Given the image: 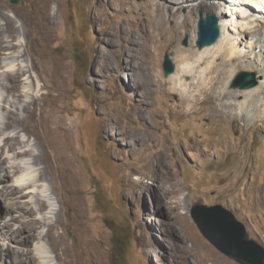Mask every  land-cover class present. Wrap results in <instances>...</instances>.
Returning <instances> with one entry per match:
<instances>
[{
    "label": "rangeland",
    "instance_id": "obj_1",
    "mask_svg": "<svg viewBox=\"0 0 264 264\" xmlns=\"http://www.w3.org/2000/svg\"><path fill=\"white\" fill-rule=\"evenodd\" d=\"M45 1L0 0L2 10L20 31L15 41L18 48L5 51L0 60L1 162L4 176L10 178L8 183L0 184V189L38 180L40 167L31 164V157L18 158L6 144L9 138H19L23 145L17 151L39 152L35 136L8 128L9 112H18L34 96L50 116H63L73 129L66 150L74 162V182L71 187L61 188L67 210L62 217L65 224L56 233L63 234L72 245L80 244L79 264H213L199 251L192 231L179 215L187 217L199 239L217 256L230 264H242L221 253L202 235L191 214L198 203L223 205L246 226L250 239L264 247V207L260 206L264 192V113L260 114L264 110L263 97L249 107L245 118L233 122L208 113L221 103L213 94L204 104L206 110L198 108L193 115L191 103L172 89L164 72L167 53L177 68L176 49L192 47L200 12L206 17L217 16L199 8L198 3L170 9L161 0L149 2L152 14L157 12V2L165 8L160 12L164 28L151 44L155 53L149 56L139 47L128 54L124 49L126 32L141 43L146 40L143 31L147 15L144 9H136L143 0H50L46 11L50 26L43 27L40 9ZM230 4L222 8L227 36L233 39L232 44L244 47L237 53L243 59L248 56L246 62H257L255 69L236 73L228 85L230 90L244 92L245 74L254 76V88L264 82L260 66L264 51L257 49L252 54L255 46L241 35V29L247 28L239 17L242 5L229 7ZM169 11L178 12L175 21H170ZM186 16L189 20L184 28L180 23ZM4 24L2 21L0 26ZM186 39L188 45L184 44ZM28 44L39 68L23 77L20 91L13 94L5 87V79L31 65ZM132 55H138L136 62L144 65L148 78L143 79L123 62ZM56 71L63 75L62 83ZM185 81L193 82L194 77L186 76ZM148 85L153 89L150 97H146ZM244 100L241 96L236 102ZM142 110L147 118L141 117ZM147 122L153 128L143 146L137 135L145 134ZM51 126L56 128L57 124L52 121ZM30 128L41 132L34 123ZM160 151L168 157L172 177L169 182L164 177L166 171L153 164ZM17 166L22 167L19 172ZM52 179L49 173L50 181L38 183L28 198L26 190L18 194L19 206L30 207L32 202L36 207L39 195L48 201L49 208L38 214L43 220L42 238L28 246L9 239L28 221L22 209L16 207L4 220L12 224V230L0 234V248L5 250L11 244L13 250L11 254L4 252L0 264H20L18 259L34 262L33 258L36 264H69L64 252L59 257L43 238L57 222L56 213L61 208L53 193ZM173 183H179L184 192L169 195ZM0 203L3 206L5 200ZM76 221L82 224L84 234L75 229Z\"/></svg>",
    "mask_w": 264,
    "mask_h": 264
},
{
    "label": "bare ground",
    "instance_id": "obj_2",
    "mask_svg": "<svg viewBox=\"0 0 264 264\" xmlns=\"http://www.w3.org/2000/svg\"><path fill=\"white\" fill-rule=\"evenodd\" d=\"M151 1L155 0H143V4L136 5V9H144L145 14L147 15L144 23L145 28L143 31L146 40L144 43H141L135 35L131 34L130 32H126L124 39L128 40L127 45L124 46V49L125 53L127 54L135 53L136 47L141 48L143 53L148 54L149 56H152L155 53V51H153L151 48V44L155 42L157 35L164 28V19L160 14V12L162 13V11L165 9L162 2L168 4V8L170 9L173 7L179 8L198 3L199 8H204L209 12V14L216 15L219 19L221 37L215 43V45L198 49L196 45L198 40V31L195 28L192 37V47L189 49H176L175 59L177 63V70L175 74L168 76L169 83L172 85V89L177 90L185 95L187 102L191 103L189 104V110L192 114L198 108L206 110L204 104L211 94L215 95L221 103L218 104V106L212 107L208 113L229 118L230 122L236 121L239 118H245V113L249 107L256 103L258 98L262 99L263 97L261 100L263 102L264 82L261 83L260 87L247 88V90L244 92L233 91L228 88V85L230 84L233 77H235L236 73L238 74L239 71L250 70L251 68H254V65L257 64V62H246L245 59L248 56L243 59L241 55L237 53V51L240 53L239 50H242L244 47L241 49V46H238L235 43L232 44L233 39H230L229 36H227V25L226 20L224 19L225 13L222 12V8H224V5L228 2H232L229 7L239 5L244 6H240V12L242 13L239 15V17H241L246 22L242 23V25H246L247 28L246 30L241 29V32H243L241 35L245 37L246 40L250 41V44L255 46V49L252 50V54H255L257 49H260V52L264 51V0H161L162 2H157L155 4L157 7V12L155 14L150 12L151 6L149 2ZM49 4L50 0H46L40 9V12L42 11L44 16V21L41 22V26L43 27L50 26V17L46 14ZM1 5L0 23L4 21L5 24L4 26H0V60L5 51H11V49L18 48V45L15 44V41L18 39V35L20 33L19 29L15 25V22L2 10L3 6ZM195 9L196 8H193V10ZM235 11L237 10L235 9ZM177 14L178 12L174 13L169 11L171 22L175 21ZM188 20L189 17L186 16L184 21L180 23L181 27L187 28ZM172 29L174 30V27H172ZM26 35L29 36V33H26ZM7 38L11 39V41L6 40ZM9 41L11 44H7ZM240 45H243L242 42ZM27 54H29L31 57V65L28 66V68H20L15 74L10 73L5 79L7 83H4V85L10 93L16 94L19 92L23 84V77L28 76L32 73V71L38 70L39 68L38 59L34 54L31 53L29 44L27 45ZM136 60L139 61L138 55H132L131 58L127 57V59L123 62H125L127 64L126 66H129L133 72L137 74L139 72L143 79L148 78L147 71L144 69V65L141 62H136ZM260 66L263 67L262 77L264 78V60L262 63H260ZM55 75L57 80L62 83L63 75L58 71H56ZM186 76L194 77V81H185ZM145 89L147 91L146 97H150L153 94V89L150 87V85H148V88ZM241 96H244L245 100L242 103H237L236 101H238ZM39 101V98L33 96V99L30 103L22 105L21 109L18 108V112L10 111L8 114V128H15L16 130L22 129L35 136L38 140L36 147L39 149V152H36L32 149L17 151V147L23 145L19 138H9L7 139L6 144L9 146L11 151L16 152L18 158L31 157V164L34 167L40 168L38 180L28 181L22 186H6L4 189H0V200H5V204L3 206L0 203V234H7L12 230V224L5 223L4 220L9 215H11L17 207V209H22L21 211L24 214V217L28 218V221L25 222V225L19 232L14 231L12 235L15 236L10 235L9 239H11V241H16L23 246H28L33 244L36 240L42 238L40 230L43 227V220L38 218V214L49 208L48 201L42 199V196L39 195L36 201L37 206L35 207L32 202H29L30 207H27L19 206L20 201L17 200L19 198L18 194L23 193L26 190L28 191L26 193V197L28 198L31 194H33L32 190L38 186V183L42 181H50L49 173H51L53 176V193L57 195L58 200L61 203V208L56 213L58 217L57 222L50 226L48 233L44 235L43 238L50 243L51 247L59 257H62L61 251H63L69 259V264H79L80 254L78 253L77 247H79L80 244L78 243L77 246L72 245L68 243L66 237L63 234L56 233V230L65 224L62 217L63 214H65V210H67L66 201L64 198H61V188L71 187L74 182V162L66 150L68 148V144L71 141L73 129L66 124L63 116L56 114L50 116L45 108L39 105ZM20 110H22L21 113L19 112ZM260 112V114H262L264 113V110H260ZM144 114L145 111L142 110L141 117H146ZM126 116H128V114H126ZM260 117L261 116L259 115L257 118L260 119ZM52 121L57 124L56 128L51 126ZM248 121H250V118ZM31 123H34L35 126L40 127L41 132H33L30 128ZM152 128L153 126L147 122V130L145 131V134L137 135L138 141L143 146L147 144L149 136L148 133ZM42 146L45 149L44 152L42 151ZM3 152L4 148L0 147V162L2 161L1 156ZM159 155L160 156L153 164L156 168L166 171L164 177L166 181L169 182L172 180V177L168 169V157L163 151H160ZM2 164L3 163L1 162L0 184H6L9 182L10 178H6V176H4L6 174L3 173L4 166ZM42 165L45 166L42 167ZM21 168V166H17L16 170L19 172ZM56 180L59 181L61 186L57 184ZM172 185L173 190L168 191L169 195L175 193L182 194V192H184L179 183H173ZM260 200V206L264 207V192L262 199ZM72 207L76 214L77 209L74 203H72ZM177 209H179V207H177ZM184 214L188 215L189 212L187 211ZM179 216L192 231L191 234L196 239L195 244H197L200 252L205 253V258L207 261H210L213 264H230L228 261L217 256V254L211 248L206 246L207 244L199 239L197 233L194 231L192 225L188 222L186 216ZM13 220H16V218H13ZM75 229L81 234L85 233L84 228H82V224L77 221ZM12 250L13 248L11 244L7 247V249L5 248V250L0 248V258H2L4 252L11 254ZM33 260L34 262H27L24 259H18V262L20 264H36V259L33 258Z\"/></svg>",
    "mask_w": 264,
    "mask_h": 264
},
{
    "label": "water",
    "instance_id": "obj_3",
    "mask_svg": "<svg viewBox=\"0 0 264 264\" xmlns=\"http://www.w3.org/2000/svg\"><path fill=\"white\" fill-rule=\"evenodd\" d=\"M19 0H12L18 3ZM221 37L219 19L215 16H205L200 12L198 23V41L200 49L214 45ZM189 40L184 41L188 45ZM176 67L170 53L165 55L164 72L168 77L175 73ZM244 88H254L257 83L254 76L245 74ZM192 217L202 235L221 253L242 264H264V247L250 239L246 226L235 214L223 205L209 206L198 203L194 206Z\"/></svg>",
    "mask_w": 264,
    "mask_h": 264
}]
</instances>
